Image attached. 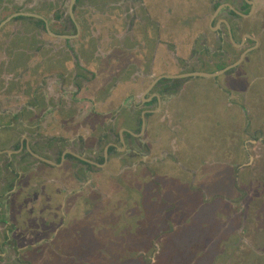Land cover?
Wrapping results in <instances>:
<instances>
[{
  "label": "flooded vegetation",
  "instance_id": "flooded-vegetation-1",
  "mask_svg": "<svg viewBox=\"0 0 264 264\" xmlns=\"http://www.w3.org/2000/svg\"><path fill=\"white\" fill-rule=\"evenodd\" d=\"M73 1L0 0V264L27 263L16 236L28 233L35 189L45 205L90 202L85 190L112 175L111 162L135 172L162 161L152 154L178 155L158 153L152 122L166 123L165 98L206 78L187 75L227 70L209 78L233 92L242 89L236 80L246 83L241 93L252 100L264 81V0ZM81 10L91 15L88 36ZM99 11L105 38L95 32ZM176 26L189 35L186 58L172 42ZM160 46L174 53L170 61ZM119 92L128 95L112 99ZM72 179L80 191L60 198ZM42 185L56 194L44 196Z\"/></svg>",
  "mask_w": 264,
  "mask_h": 264
},
{
  "label": "rangeland",
  "instance_id": "rangeland-1",
  "mask_svg": "<svg viewBox=\"0 0 264 264\" xmlns=\"http://www.w3.org/2000/svg\"><path fill=\"white\" fill-rule=\"evenodd\" d=\"M103 1H97V7H102ZM85 5H88L86 0H81V6ZM82 10L81 16L87 23L84 33L88 36L91 15ZM99 13L100 11L93 19L97 23L96 36L100 34L102 38L107 26ZM239 82L236 83L239 85ZM221 85L226 89L223 83ZM221 91L229 97L235 93L228 89ZM261 102L264 103V99L261 98ZM259 110L260 108L256 107L252 112L261 124L244 131L246 141L241 136L242 128L234 130L238 132V156H223V163L218 162L219 155H206L205 160H202V157L201 160L191 161L194 165L189 167L192 169H195L199 162L202 164L197 179L199 186L190 183L191 176L185 177L184 185H180V181L176 180L186 174L178 170L175 164L184 162L183 156H179L180 160H173L167 155L170 160L165 159L163 164L153 170H142V173L137 171V175L130 172L124 175L125 177H117V189L113 186L108 192L113 203L102 209L100 220L95 221L98 225L97 237L95 236L99 238L97 241L93 240V237L90 241L91 234L85 231L84 227H80L81 229L74 233L75 238H72L76 239L74 244L66 243V247L62 246L64 241H59L54 247L55 251L45 247L43 253L31 252L24 255L27 262L24 263L163 264V260L164 264L168 261H171L170 264H264V140L262 139L263 143L256 147L255 143L252 144L259 141V132L264 131V116H260ZM250 114L249 112L248 115ZM225 131V127L221 126L216 135L217 142L223 147L228 139ZM113 167L117 168L118 165L110 164L111 170L115 169ZM122 184L125 189L120 186ZM177 188L192 191L188 192L189 197L185 196L187 192L179 195L185 204L189 201L190 205H195L194 209L177 212ZM172 208L176 209L175 218L169 212ZM85 209L87 213L91 210L88 205ZM95 219L93 216L90 218L89 226H93ZM115 225L114 231H111ZM107 226L108 229L105 230ZM115 229L123 230L122 236ZM171 230H174V233L170 239L171 234L168 235V232ZM108 236L110 239L107 245L105 241ZM179 237L184 239L174 242ZM180 244L183 245L179 246ZM117 245L123 249L116 248ZM165 248L174 249L173 254L161 255L166 251ZM117 249L122 251L123 255H118ZM101 251L104 254L101 255ZM138 251L140 253L137 255Z\"/></svg>",
  "mask_w": 264,
  "mask_h": 264
},
{
  "label": "crops",
  "instance_id": "crops-1",
  "mask_svg": "<svg viewBox=\"0 0 264 264\" xmlns=\"http://www.w3.org/2000/svg\"><path fill=\"white\" fill-rule=\"evenodd\" d=\"M182 29L184 28L176 26L174 29H170L171 30L170 32L172 33L174 39V41L172 42L177 47L176 54L179 57L186 58L190 53V46L188 42H185V40L189 35L185 32V29L184 31ZM257 33L260 34V31H257ZM194 35L195 33L192 31L190 33V36L194 37ZM102 38H105V36ZM164 40L168 41L166 37ZM173 55L174 53H172V51L167 49L165 46L159 47L158 56L161 60L163 59L164 61H167V59H169L170 61ZM249 67L247 68L248 72H251L249 70ZM253 67L254 66H251L250 69ZM259 82H260V89L256 91V96H254L253 100L250 96L248 95L245 96L244 93H241L244 87L247 86L246 83H243L242 85L239 84L240 86L237 85L242 89L236 88V91L234 94H232V97H229L223 94V91H221V89H218L219 87L215 85V82L213 80L204 81L199 79H195L189 82L185 90H183L177 97H173L169 99L164 97L165 98L164 105H162V107L165 113L164 118L166 120V123H160L161 121H164L161 115L160 116L156 115L155 117H153L152 126L154 128V131L152 133L157 143L156 150L158 151V153H160L165 149L167 151H171L172 148L178 152V155H169L172 157L171 159L180 160L179 156H183L182 160L184 162L181 161L175 164L178 170L186 174L184 177L180 179L178 178V180H176V181H180V185H184L185 177L187 178V176H191L190 183L192 185L199 186V181L197 179L198 176L200 175L201 172L200 169L202 164L201 162H199V164L196 165V167L197 166L198 167L192 169L189 167V165L190 166L194 165L191 163V161L201 160L202 157H203L202 160H205L206 155H219L220 160H218V162L223 163L224 161H221L223 156H232V158L238 156V149H239L238 140H237L238 132L237 131L234 132V130L238 129V127L242 128L243 132L241 136H243L245 138L244 140L246 141V136H245L246 132L244 131H246V129L249 130L250 128L253 129L255 128V126L261 124V122L257 121V119L254 118V114L252 111L255 110L256 107H259L260 110L258 112H261L260 116H264V103L261 102V98L262 100L264 99V81H259ZM247 83H249V80L247 81ZM126 95H128V92L127 93L119 92L114 94L112 99L114 98L115 101L120 100L122 97H125ZM249 112L251 113L250 115H248ZM246 114L248 119L246 117ZM221 126L225 127V130L227 131V134L226 133L225 134L228 139L224 147L221 146L216 140L217 129ZM259 134H260L258 135L259 141L252 142V144L253 143L256 144L255 147L262 144L264 140V131L261 133L259 132ZM153 156L158 159L161 158L162 161L157 162V164H152L151 168H149V166L146 167L140 166L139 169H137V171H140V173H142V170L150 171L153 170L154 167L163 164L165 159L170 160L169 156L167 155H164V157H162L163 155L152 154L151 156L152 159ZM112 163L113 165H115L116 161L111 162L110 164ZM110 164H109L108 173L110 172L112 173V175L110 176L108 174H104L103 176L96 178L97 186L95 191L85 190L83 196L86 197V195L89 194L91 196L90 202L88 201V199L86 200L82 199V201H76V200H71L69 198V200L67 199V201L58 200L55 206L45 205L39 199L41 198L38 196L39 190L35 189L37 193V196L35 197V199L37 198L35 202L36 204L30 205V207L28 206V211H27L28 215H25L29 223L28 233L25 234L24 231L23 232L25 234L23 235L24 237L20 235L16 236L17 239L22 240L20 243L21 246L27 247L25 249L26 251L25 252L23 251L21 255L24 261H25L24 255L31 252L43 253L45 247L53 248L52 250L55 251L56 249H54V247L57 246V243L59 241L60 242L64 241L62 243V246H66V247L68 244L69 245L72 244V242L74 244L76 242V239L74 240L72 238L74 237L75 235L74 233H76V230L78 231L79 229H81L80 227L82 228L84 227L85 229L84 228L83 229L91 234V236L89 237L90 241L92 237L93 240L96 241L99 239L96 238L97 237L96 235L98 233L97 231L98 225L97 223H95V221L100 220L99 217L102 215L101 213L102 209L106 207L108 208L110 206L109 203H113V199L109 196L108 192L111 190L113 186L116 187V181L118 179L117 177L119 178H121L122 176L125 177L124 175L130 173L128 171L126 172L125 170L119 171V167L117 168L113 167L115 169L111 170ZM147 168L149 169L147 170ZM137 171L133 172L134 175L138 174L136 173ZM63 176H67V174L66 175L64 174ZM131 178L134 179L132 175ZM122 181L124 182V180ZM29 182L32 183V180H29ZM71 182L72 185H69L68 183L65 185L60 184L61 185L59 186L60 187L59 190L61 192L60 198H63V196H65L66 194H67L66 197H68L69 194L72 195L74 191L79 190V189L76 190L77 189L75 185L76 183L73 179L71 180ZM120 186H122L125 189L124 184ZM21 188L22 186L20 187L18 186L17 190ZM32 188L34 189V187ZM41 188L43 189L44 196L51 198L53 197V195L56 194V193L54 194L53 191H50L49 186L47 185L46 186L42 185ZM30 189L31 186L29 184L28 190ZM176 191L179 192L175 198L176 205L178 206L177 212L180 211V213H182L183 210L195 208V205H190L189 201H187V204H185L181 200L182 196H180L179 194H182L187 191L178 188L176 189ZM188 192H192V191L188 190ZM188 192L185 194L186 197H189ZM20 193L21 194L23 193L22 189L21 192L18 193V195ZM86 205H88L91 208L90 212L88 213L85 209ZM25 208H27V206ZM96 210H98V212ZM106 212L108 214L110 213L108 211ZM169 212L171 213V216L175 218L176 209L172 208V210H170ZM92 216L96 219L94 220L93 226L92 225L89 226L90 218ZM20 223L19 226L21 227ZM115 227L116 225L112 227L110 230L114 231ZM106 229H108V226L105 228V230ZM115 231L121 234L122 236L123 230L115 229ZM173 233L174 230L168 232V235L171 234L169 235L170 239L172 238ZM109 239L110 237L108 236V238H106L105 241L107 245ZM178 239H181V237L175 239L174 242H176ZM182 245L183 244H180L179 246ZM115 247L119 248L121 246L117 245ZM119 249H123V248H119ZM119 249H117L116 253H118V255L120 254L123 255V252L119 251ZM173 250L168 248L166 249V251L165 250L163 251L164 253L162 252V254L161 253L160 254L163 256L167 254L170 255L173 254ZM249 251L252 250L249 249ZM131 253L135 254L134 252ZM138 253L140 252L138 251L136 254L138 255ZM100 254L102 255L104 254V252L101 251ZM259 254L261 253H258V255ZM101 261L103 262V259H101ZM9 264H14V263L10 262Z\"/></svg>",
  "mask_w": 264,
  "mask_h": 264
},
{
  "label": "water",
  "instance_id": "water-1",
  "mask_svg": "<svg viewBox=\"0 0 264 264\" xmlns=\"http://www.w3.org/2000/svg\"><path fill=\"white\" fill-rule=\"evenodd\" d=\"M75 1V0H74ZM74 1H73V3H74ZM241 61H242V59L235 65V66H233V67H236V66H238L240 63H241ZM230 69V68H229ZM227 71V70H226ZM226 71H221V72H219V73H215V74H209V73H202V72H199V73H192V74H189V75H187V77H196V78H198V77H216V76H218L219 74H221V73H225Z\"/></svg>",
  "mask_w": 264,
  "mask_h": 264
},
{
  "label": "trees",
  "instance_id": "trees-1",
  "mask_svg": "<svg viewBox=\"0 0 264 264\" xmlns=\"http://www.w3.org/2000/svg\"><path fill=\"white\" fill-rule=\"evenodd\" d=\"M167 258V257H166ZM166 258L164 259L165 261H166ZM159 261H161V260H159ZM162 262H163V264H164V261L162 260ZM171 263V261H168V262H166V264H170Z\"/></svg>",
  "mask_w": 264,
  "mask_h": 264
}]
</instances>
